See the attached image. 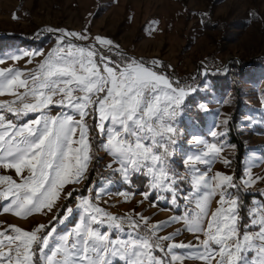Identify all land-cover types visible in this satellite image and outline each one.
I'll use <instances>...</instances> for the list:
<instances>
[{
  "label": "snow or ice",
  "instance_id": "obj_1",
  "mask_svg": "<svg viewBox=\"0 0 264 264\" xmlns=\"http://www.w3.org/2000/svg\"><path fill=\"white\" fill-rule=\"evenodd\" d=\"M45 33L54 38L49 51L10 57L29 64L39 57L34 69L0 68V97L14 98L0 101V172L15 174H0V207L52 219L0 231V264H264V192L250 191L264 175L250 167L239 176L212 171L217 160L231 164L221 141L227 129L210 132L215 143L185 137L195 145L191 154L181 148L183 121L195 125L208 111L192 96L214 85L204 79L193 87L160 59L129 55L87 28L49 26L36 35ZM100 153L109 158L105 181L124 186L117 193L124 202L139 195L138 204L164 202L162 210L175 214L152 222L135 208L109 211L108 189L91 180ZM85 182L83 191L70 187ZM71 200L74 206L64 203ZM173 224L182 227L160 234ZM182 232L194 242H177Z\"/></svg>",
  "mask_w": 264,
  "mask_h": 264
},
{
  "label": "rangeland",
  "instance_id": "obj_2",
  "mask_svg": "<svg viewBox=\"0 0 264 264\" xmlns=\"http://www.w3.org/2000/svg\"><path fill=\"white\" fill-rule=\"evenodd\" d=\"M14 13L18 19H13ZM205 14H208L206 18ZM49 26L75 31L87 28L92 36L111 38L129 55L146 60L160 59L171 66L169 71L174 78L193 87L207 79L214 87L210 91L200 87L191 99L204 104L208 111L199 113L195 125L190 119L183 121L181 148L191 154L195 145L188 143L185 137L196 135L215 143L210 132L227 129V137L221 141L223 155L231 164L225 166L217 160L212 171L239 176L250 167L254 176L264 175V0H0V59L4 61L0 68L34 69L39 57L31 64L27 63V58L13 61L10 57L29 50L49 51L54 38L46 33L36 35ZM225 68L230 70L225 73ZM205 70L209 72L207 78L203 76ZM12 99L0 97V101ZM189 115H196L195 110ZM225 120L227 125H223ZM108 161L104 156L94 163L91 180L94 186L108 189L103 200L108 201L105 206L109 211L124 214L135 208L150 216L152 222L167 220L175 214V210H162L167 208L164 202L152 207L149 201L138 204L139 195L131 202H124L117 194L124 186H109L105 181ZM0 174H11L15 178L14 170H3ZM86 184L70 187L83 191ZM136 184L137 188L142 187L139 180ZM250 191L264 192V182H257ZM64 203L74 206L76 201ZM2 204L0 202V206ZM212 208H215L214 202ZM51 219V214L17 217L4 213L0 207V231H6L11 225L30 230L36 223L48 224ZM74 219L75 214L66 222L67 227L72 226ZM64 227L59 226L58 231ZM179 227L182 225L173 224L160 234ZM176 241L194 242V237L182 232Z\"/></svg>",
  "mask_w": 264,
  "mask_h": 264
},
{
  "label": "trees",
  "instance_id": "obj_3",
  "mask_svg": "<svg viewBox=\"0 0 264 264\" xmlns=\"http://www.w3.org/2000/svg\"><path fill=\"white\" fill-rule=\"evenodd\" d=\"M0 38H1V36H0ZM0 40H1V39H0ZM236 144H237V143H236ZM241 151H242V150H241V147H240V151H239V159L242 158V154H243V153H241Z\"/></svg>",
  "mask_w": 264,
  "mask_h": 264
}]
</instances>
